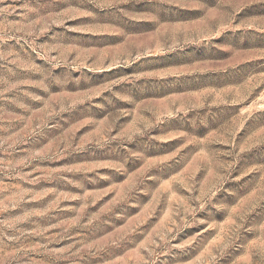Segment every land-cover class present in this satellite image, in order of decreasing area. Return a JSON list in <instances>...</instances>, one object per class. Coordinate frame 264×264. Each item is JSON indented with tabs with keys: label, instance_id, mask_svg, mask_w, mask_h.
Listing matches in <instances>:
<instances>
[{
	"label": "rangeland",
	"instance_id": "374dc122",
	"mask_svg": "<svg viewBox=\"0 0 264 264\" xmlns=\"http://www.w3.org/2000/svg\"><path fill=\"white\" fill-rule=\"evenodd\" d=\"M0 264H264V0H0Z\"/></svg>",
	"mask_w": 264,
	"mask_h": 264
}]
</instances>
